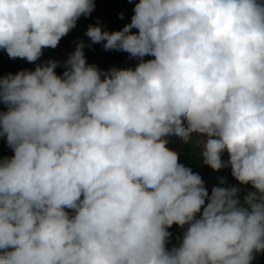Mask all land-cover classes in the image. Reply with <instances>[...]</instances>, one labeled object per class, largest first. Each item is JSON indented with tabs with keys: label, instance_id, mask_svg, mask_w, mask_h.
<instances>
[{
	"label": "clouds",
	"instance_id": "obj_1",
	"mask_svg": "<svg viewBox=\"0 0 264 264\" xmlns=\"http://www.w3.org/2000/svg\"><path fill=\"white\" fill-rule=\"evenodd\" d=\"M94 9L0 0V49L35 63ZM133 13L85 35L134 69L89 65L80 41L62 76L49 60L0 77L14 153L0 159V264H252L264 252V0H138ZM193 133L205 165L251 186L243 203L238 186L209 195L167 147ZM174 224L187 229L169 250Z\"/></svg>",
	"mask_w": 264,
	"mask_h": 264
},
{
	"label": "rangeland",
	"instance_id": "obj_2",
	"mask_svg": "<svg viewBox=\"0 0 264 264\" xmlns=\"http://www.w3.org/2000/svg\"><path fill=\"white\" fill-rule=\"evenodd\" d=\"M138 0H95V9L87 18L81 17L77 21V26L73 28L66 36L62 37L58 46L55 49H43V54L35 63H29L26 59L9 58L6 51L0 49V77L6 76L9 73L15 74L21 70H34L37 64H43L49 60L59 62V66L55 69L57 75L63 74L64 61H66L71 53L75 51L78 42L83 41L86 45L84 54L86 62L89 65H96L101 71H107L112 67L116 68H135L139 63L138 60L129 57V54L122 51L104 50L103 42L93 44L85 35L89 25H99L103 30L119 31L125 24L131 22V17L134 14L133 8ZM123 13V18L120 17ZM133 32L138 30L133 29ZM154 57L145 56V61L153 59ZM7 111V107L0 103V112ZM169 143L167 147L178 153V162L191 170H208L213 171L219 175V179L224 178L226 183L219 185L221 187L238 186L240 188L239 199L243 203L244 196L248 191H251L250 185H239L231 175L230 168H223L219 171H214L209 166L203 163V157L200 155L202 150L201 141L204 139L199 134L193 133L189 142L185 143L178 137L171 136L167 138ZM12 149L7 145L6 138L0 137V159L4 157H11L13 155ZM223 160L228 159L225 152L222 156ZM211 195L212 189H206ZM71 212V210H69ZM254 260H259V264H264V252L255 253Z\"/></svg>",
	"mask_w": 264,
	"mask_h": 264
},
{
	"label": "crops",
	"instance_id": "obj_3",
	"mask_svg": "<svg viewBox=\"0 0 264 264\" xmlns=\"http://www.w3.org/2000/svg\"><path fill=\"white\" fill-rule=\"evenodd\" d=\"M194 173H198L204 182V186L206 189H212L213 187H216L219 185V175L213 171L208 170H192ZM199 218V216H197ZM187 225L184 228H180L177 225H173L168 231L172 234L169 237L168 243L166 247L170 250L174 246H178L180 239L182 238L183 232L186 231ZM259 260H253L252 264H259Z\"/></svg>",
	"mask_w": 264,
	"mask_h": 264
}]
</instances>
